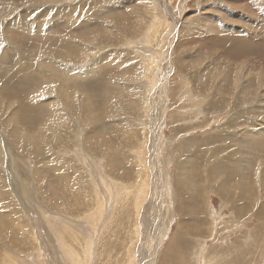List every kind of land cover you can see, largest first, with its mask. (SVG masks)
I'll return each mask as SVG.
<instances>
[{
    "label": "rangeland",
    "instance_id": "obj_1",
    "mask_svg": "<svg viewBox=\"0 0 264 264\" xmlns=\"http://www.w3.org/2000/svg\"><path fill=\"white\" fill-rule=\"evenodd\" d=\"M177 223L173 264H264V0H0V264H157Z\"/></svg>",
    "mask_w": 264,
    "mask_h": 264
},
{
    "label": "bare ground",
    "instance_id": "obj_2",
    "mask_svg": "<svg viewBox=\"0 0 264 264\" xmlns=\"http://www.w3.org/2000/svg\"><path fill=\"white\" fill-rule=\"evenodd\" d=\"M56 30V29H55ZM43 76V75H42ZM170 90V89H169ZM16 103V102H15ZM125 107V106H124ZM246 133V132H245ZM258 134V133H257ZM13 137V136H12ZM243 139H245V138H243ZM30 140V139H29ZM28 141V140H27ZM246 142V141H245ZM28 143V142H27ZM235 148V147H234ZM17 162V161H16ZM227 162V161H226ZM180 167H181V164H180ZM183 168V167H182ZM184 170V169H183ZM179 171V170H178ZM180 175H182V177H180ZM178 176H179V185L180 184H183V185H181L182 186V188H183V186H186V185H184V183H185V179L187 180V176H186V174H185V172L183 171V172H180L179 174H178ZM204 176V175H203ZM208 179V178H207ZM209 180V179H208ZM177 181V182H178ZM210 182V181H209ZM226 185V184H225ZM224 186V184H220V186H219V188L220 187H223ZM189 187V186H188ZM187 186L184 188L185 190L187 189V190H191V188L189 187L188 188ZM216 187H217V185H216ZM212 188V187H211ZM184 190V192H187V190L185 191ZM193 190V189H192ZM224 191V190H223ZM182 192V191H181ZM190 192V191H189ZM192 192V191H191ZM194 193H195V191H193ZM198 192V191H197ZM236 197V196H235ZM182 199V198H181ZM193 199V198H192ZM182 201H183V199H182ZM180 203H181V201H180ZM183 203V202H182ZM189 203V202H188ZM181 206V205H180ZM184 206H185V203H184ZM191 206V205H190ZM189 207V206H188ZM192 207V206H191ZM190 207V208H191ZM202 208V207H201ZM191 210H192V208H191ZM203 210V209H202ZM200 211V210H199ZM183 212V211H182ZM191 212V211H190ZM189 212V213H190ZM202 212V211H201ZM201 212H197L198 214H200ZM188 215H190V214H188ZM192 216H193V214H192ZM195 216H197V215H195ZM190 217V216H189ZM188 217V218H189ZM179 221V220H178ZM189 221H191L190 219H189ZM194 222V221H193ZM192 222V223H193ZM188 223H190V222H188ZM191 223V224H192ZM195 223V222H194ZM194 226V225H193ZM192 226V227H193ZM200 228V227H199ZM198 228V229H199ZM180 229V223H177V225H176V229H175V231L173 232V234L170 236V238H169V240H168V242H167V244L165 245V247H164V249L162 250V251H160L159 252V255H158V259H157V264H173V262L175 263V261H179V260H176V256L177 255H179L180 253L177 251V247H176V240H177V235H178V230ZM195 230V229H194ZM198 231V230H197ZM181 232H182V230H181ZM180 232V233H181ZM163 235V234H162ZM179 236H181V235H179ZM178 238H180V237H178ZM156 241V240H155ZM180 242V241H179ZM178 246V245H177ZM179 247V246H178ZM181 249V248H180ZM179 250V249H178ZM180 256H182V254L180 255ZM153 258V257H152ZM152 261L154 262V260H151L150 262H149V264H152ZM154 264V263H153ZM177 264V263H176ZM179 264V263H178Z\"/></svg>",
    "mask_w": 264,
    "mask_h": 264
}]
</instances>
